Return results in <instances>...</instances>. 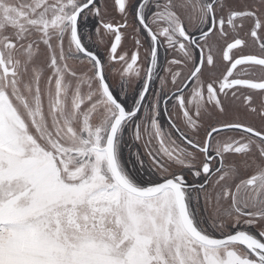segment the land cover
I'll use <instances>...</instances> for the list:
<instances>
[{"label": "snow or ice", "instance_id": "1", "mask_svg": "<svg viewBox=\"0 0 264 264\" xmlns=\"http://www.w3.org/2000/svg\"><path fill=\"white\" fill-rule=\"evenodd\" d=\"M0 264H264V0H0Z\"/></svg>", "mask_w": 264, "mask_h": 264}, {"label": "flooded vegetation", "instance_id": "2", "mask_svg": "<svg viewBox=\"0 0 264 264\" xmlns=\"http://www.w3.org/2000/svg\"><path fill=\"white\" fill-rule=\"evenodd\" d=\"M251 42L249 43V47L247 49L248 52H252L253 49H251ZM256 49V48H255ZM141 55L143 56V52L141 53ZM160 63L163 64L164 63V52H163V49H161V52H160ZM163 74V73H161ZM256 74L259 75L260 74V70H256ZM116 79H119L118 77ZM156 84L158 85V80L156 81Z\"/></svg>", "mask_w": 264, "mask_h": 264}, {"label": "rangeland", "instance_id": "3", "mask_svg": "<svg viewBox=\"0 0 264 264\" xmlns=\"http://www.w3.org/2000/svg\"><path fill=\"white\" fill-rule=\"evenodd\" d=\"M251 49H253V51H252V52H255V51H257V49H255L253 46H251ZM256 70H258V69H256ZM116 80H118V79H116Z\"/></svg>", "mask_w": 264, "mask_h": 264}]
</instances>
